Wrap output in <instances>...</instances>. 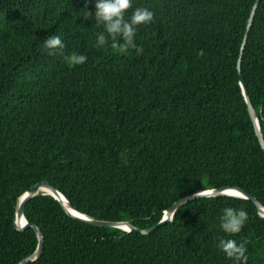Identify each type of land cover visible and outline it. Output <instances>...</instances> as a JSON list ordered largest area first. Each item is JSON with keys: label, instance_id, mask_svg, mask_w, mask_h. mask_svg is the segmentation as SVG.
<instances>
[{"label": "trees", "instance_id": "obj_1", "mask_svg": "<svg viewBox=\"0 0 264 264\" xmlns=\"http://www.w3.org/2000/svg\"><path fill=\"white\" fill-rule=\"evenodd\" d=\"M255 2L135 0L154 12L137 56L93 47L102 29L84 0H0V264L35 252V231H19L15 214L41 182L90 217L141 229L208 189L239 187L264 207V149L238 70ZM53 34L65 47L49 55ZM73 53L86 62L69 64ZM241 75L264 133V0ZM225 207L247 211L230 238L246 241V264H264V218L250 200L197 199L141 235L82 223L48 194L25 209L45 239L28 264H233L217 247Z\"/></svg>", "mask_w": 264, "mask_h": 264}, {"label": "clouds", "instance_id": "obj_2", "mask_svg": "<svg viewBox=\"0 0 264 264\" xmlns=\"http://www.w3.org/2000/svg\"><path fill=\"white\" fill-rule=\"evenodd\" d=\"M86 15L101 27L95 38L93 47H110L118 55H128L134 51L135 55L143 54V47L136 42L137 32L141 26H147L153 21L154 12L144 6H136L135 0H84ZM91 3L93 10L87 5ZM65 47L59 34L47 36L43 41V48L49 55ZM202 54V53H201ZM87 57L73 53L67 57L71 65H82ZM248 221V213L243 208L225 207L220 216V229L225 233L217 242V247L233 264H246L248 260L246 241L230 238L241 232Z\"/></svg>", "mask_w": 264, "mask_h": 264}, {"label": "water", "instance_id": "obj_3", "mask_svg": "<svg viewBox=\"0 0 264 264\" xmlns=\"http://www.w3.org/2000/svg\"><path fill=\"white\" fill-rule=\"evenodd\" d=\"M260 1L261 0H256L251 16H250V19H249L248 32L244 38L243 46L241 49V55L238 60V70L241 76L240 85L242 87L243 95L245 97V100L248 106L249 114L254 124L256 135L259 139V142L262 148L264 149V133L262 131V127L260 124V119L257 115L256 109L254 108L252 104V101L250 99V96L248 94V91H247V88L244 82V79L241 75L242 56H243V53L247 45L248 33L253 23V20H254V17H255ZM41 194L52 195L56 200H58L62 204L64 209L67 211L69 215H71V217H73L74 219L82 223H85L93 227L117 228L127 233L136 232L141 235H149L155 230H157L159 227L169 222H172L176 212L185 204L191 201L197 200V199H205V198H211V197L231 196V197H238V198L250 200L258 207L260 216L264 218V207L258 202V200L254 196H252L250 193L246 192L245 190L239 187H224L221 189H208L202 192L193 193L189 196L182 198L181 200L177 201L170 209H168L165 212L164 217L162 218L160 222H158L157 224L153 225L150 228L141 229L135 226L131 221H105V220H97L93 217H90L86 215L85 213L79 211L77 208H75L67 200V198L60 191H58L54 186L50 185L47 182H41V183L34 185L29 191H27L25 194L22 195V197L20 198L19 204L16 208V214H15L16 228L19 231H24L26 229L32 228L35 231V234L38 239V245H37L35 252L28 258L24 259L20 264H28L29 262L39 259L42 256L43 251H44L45 239H44V234L42 230L37 225L29 223L25 216V209H26L28 202L32 198L38 195H41ZM64 201L67 202L68 206H66Z\"/></svg>", "mask_w": 264, "mask_h": 264}, {"label": "bare ground", "instance_id": "obj_4", "mask_svg": "<svg viewBox=\"0 0 264 264\" xmlns=\"http://www.w3.org/2000/svg\"><path fill=\"white\" fill-rule=\"evenodd\" d=\"M64 202H65L66 206H68V205H67V202H66V201H64Z\"/></svg>", "mask_w": 264, "mask_h": 264}]
</instances>
